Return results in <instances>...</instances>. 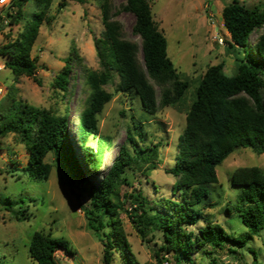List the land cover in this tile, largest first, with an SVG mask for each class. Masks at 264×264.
<instances>
[{"label":"rangeland","instance_id":"1","mask_svg":"<svg viewBox=\"0 0 264 264\" xmlns=\"http://www.w3.org/2000/svg\"><path fill=\"white\" fill-rule=\"evenodd\" d=\"M101 1H68L62 10H58V0L51 2L47 13L49 21L40 25L30 51L40 85L33 77L14 76L8 68L0 75V83L15 100L55 116H68L73 140L74 131L78 130V116L88 106L91 94L85 70L103 71L94 49V40L103 32ZM108 1L115 8L113 18L122 26V37L140 45V39L132 32L133 16L119 8L123 0ZM148 1L153 20L166 39L167 55L188 88L180 100L163 105L164 91L169 90L172 98V83L164 86L149 78L156 98V113L149 115L141 108L134 92L118 91L117 73L112 72L110 82L103 86L111 99L98 115L97 126L99 135L109 138V143L102 151L99 166L91 169L86 165L84 172L90 182L97 184L125 148L132 161L123 175L125 184L118 189V201L123 209L111 217L113 224L95 232L88 225L91 217L87 213L88 197L77 186L68 184L69 179L55 162L54 155L49 153L44 158L51 165L48 179L34 180L22 171L28 159L24 144L13 134L0 137V264H37L28 253L35 232L49 233L52 238L67 242L70 253L58 252V264H105V234L115 228L126 240L136 264H176L170 255L160 251L164 242L156 226L146 225L143 236L139 234V227L129 215L134 202L132 195L141 191L148 205L158 207L168 200L180 199V192L175 188L177 179L168 172L174 167L178 137L185 127L195 89L208 66L222 64L226 76L235 72V53L227 51L228 36L221 18L223 7L233 0ZM237 1L248 10L264 11V0ZM34 12L33 2L28 1L21 8L19 21L11 26L0 22V48L13 43L27 29ZM263 32L264 28L256 29L249 46L252 47ZM217 34L223 37V44L214 38ZM72 48L76 49L80 62L71 68L67 90L63 92L53 83ZM138 57L140 59V54ZM6 60L0 55V64H5ZM5 98L0 100V108L9 106L10 99ZM128 134L134 138V146ZM96 143V139L89 137L85 146L95 152ZM253 166L264 172V153L256 154L249 148H238L231 153L216 168L217 183L207 185L209 195L195 206L203 213V218L185 230L196 234L210 222L221 226L232 238L248 233L236 208L241 187L232 185L230 176L238 167ZM210 204L213 206L209 207ZM107 218L101 215L104 224ZM156 254L165 259L159 263ZM111 256L109 264H123L117 252ZM179 264H264V229L251 235L242 248L233 243L220 248L203 246L191 260H182Z\"/></svg>","mask_w":264,"mask_h":264},{"label":"trees","instance_id":"2","mask_svg":"<svg viewBox=\"0 0 264 264\" xmlns=\"http://www.w3.org/2000/svg\"><path fill=\"white\" fill-rule=\"evenodd\" d=\"M28 1H32L36 8L31 24L13 43L1 47L0 55L7 58L5 67L14 76L33 77L40 85L30 51L40 25L49 21L47 13L53 0H12L11 6L16 12L7 11L8 25L20 20L21 8ZM58 1V10H62L68 1L81 2ZM119 8L133 16L132 32L140 39V45L122 37V26L113 18L115 8L110 1L102 0L103 32L94 40V49L103 71L85 70V81L91 94L88 106L78 116L74 140L71 139L68 116H55L29 106L15 100L9 92L4 99L11 100L9 106L0 108V137L13 134L27 149V164L22 171L34 180H47L51 165L44 158L52 153L55 162L67 175L68 184L77 186L88 197L87 213L91 216L88 225L95 232L104 225L113 224L111 217L123 209L118 201V189L125 184L123 175L132 161L128 151L122 148L121 155L97 184L90 182L84 172L86 165L91 169L99 166L102 151L109 143V138L99 135L97 117L111 99V95L103 90V86L110 82L111 73H117L120 78L118 91L134 92L141 108L149 115L156 113L155 90L149 78L164 86L172 83V98L169 90L164 91L163 105L180 100L188 88V83L180 80L167 55V42L153 20L149 1L123 0ZM221 18L228 36L225 42L227 51L235 53V72L226 76L222 64L208 66L195 89L185 127L178 137L174 167L168 172L177 179L175 188L180 192V199L168 200L158 207L148 205L141 191L132 195L134 202L129 215L139 227V234L143 236L146 225L156 226L164 242L160 251L170 255L176 264L191 260L203 246L220 248L233 243L242 248L251 235L264 229V172L253 166L238 167L230 176V183L241 187L236 208L248 233L232 238L221 226L210 222H206L196 234L185 230L203 218V213L195 206L209 195L207 185L217 183L216 168L231 153L238 148L264 153V32L252 47L248 44L251 34L264 28V11L248 10L233 0L223 7ZM76 62H80V58L72 48L54 79L53 84L59 90H67L70 71ZM89 137L97 141L95 152L85 146ZM127 138L134 146V138L129 134ZM101 215L108 216L105 224ZM105 235V264L110 263L113 252L119 254L123 264H136L129 254L126 240L116 228ZM58 252L70 253L63 239L52 238L44 232L32 235L28 253L37 264H58ZM156 259L160 263L159 260L165 258L156 254Z\"/></svg>","mask_w":264,"mask_h":264},{"label":"built area","instance_id":"3","mask_svg":"<svg viewBox=\"0 0 264 264\" xmlns=\"http://www.w3.org/2000/svg\"><path fill=\"white\" fill-rule=\"evenodd\" d=\"M12 0H0V22H2L5 26L8 25L7 11L11 14H15L16 8L11 6ZM212 21V18L210 19ZM214 38L218 41L219 44H223V37L215 35ZM5 64H0V75L2 71L5 69ZM8 88L3 86L0 83V100L3 99L7 94Z\"/></svg>","mask_w":264,"mask_h":264}]
</instances>
